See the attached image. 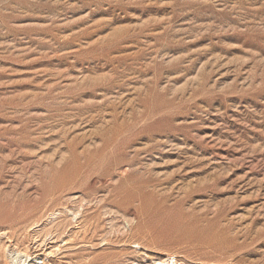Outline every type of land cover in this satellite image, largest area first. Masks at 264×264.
I'll list each match as a JSON object with an SVG mask.
<instances>
[{
    "label": "rangeland",
    "instance_id": "obj_1",
    "mask_svg": "<svg viewBox=\"0 0 264 264\" xmlns=\"http://www.w3.org/2000/svg\"><path fill=\"white\" fill-rule=\"evenodd\" d=\"M34 248L264 264V0H0V264Z\"/></svg>",
    "mask_w": 264,
    "mask_h": 264
},
{
    "label": "bare ground",
    "instance_id": "obj_2",
    "mask_svg": "<svg viewBox=\"0 0 264 264\" xmlns=\"http://www.w3.org/2000/svg\"><path fill=\"white\" fill-rule=\"evenodd\" d=\"M40 247V246H39ZM12 251V250H11ZM44 252V249H43V251L41 250V249H39V248H34L32 251H31V253H30V255L29 256H24L25 258H27L28 259V263L29 262H32V264H35V263H37L36 261L37 260H40V257L44 254L43 253ZM23 256V255H22ZM170 258V257H169ZM171 259V258H170ZM170 259H165L164 261H166L167 260V263H169L170 262ZM171 264H176L175 263V261H173V262H170ZM37 264H39V263H37Z\"/></svg>",
    "mask_w": 264,
    "mask_h": 264
}]
</instances>
